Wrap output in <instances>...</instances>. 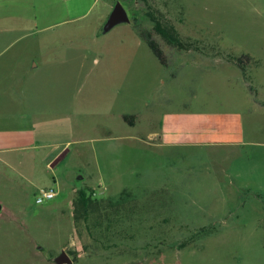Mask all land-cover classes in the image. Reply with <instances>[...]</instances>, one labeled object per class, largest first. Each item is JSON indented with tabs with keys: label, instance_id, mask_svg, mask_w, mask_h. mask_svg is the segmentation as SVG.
I'll return each instance as SVG.
<instances>
[{
	"label": "rangeland",
	"instance_id": "obj_1",
	"mask_svg": "<svg viewBox=\"0 0 264 264\" xmlns=\"http://www.w3.org/2000/svg\"><path fill=\"white\" fill-rule=\"evenodd\" d=\"M209 120L241 142L193 144ZM0 207V264H264V0H0Z\"/></svg>",
	"mask_w": 264,
	"mask_h": 264
},
{
	"label": "trees",
	"instance_id": "obj_2",
	"mask_svg": "<svg viewBox=\"0 0 264 264\" xmlns=\"http://www.w3.org/2000/svg\"><path fill=\"white\" fill-rule=\"evenodd\" d=\"M153 27L148 30L142 26H137L136 30L139 36L146 42L148 47L151 49L152 53L156 56L159 62L163 65L167 64L166 61V54L164 53L159 39L164 40L167 44L172 46H179L184 47L188 44L184 43L179 34L177 33L174 26L169 23L168 21H161L157 19L156 16L152 15ZM159 37V38H158ZM231 61L234 64L239 66L244 70V64L248 63L250 57L247 55H241L239 57L231 56ZM134 116L133 114L128 115L124 114V119L128 120L129 117ZM79 201L83 207V218L87 219V215L89 210L95 211L99 209V205L101 204V198L97 196H92L91 191L90 193H86L84 191L78 192ZM89 209V210H88ZM72 259H74L77 255L82 254L83 250L80 247H77L76 250L68 251L67 252Z\"/></svg>",
	"mask_w": 264,
	"mask_h": 264
},
{
	"label": "crops",
	"instance_id": "obj_3",
	"mask_svg": "<svg viewBox=\"0 0 264 264\" xmlns=\"http://www.w3.org/2000/svg\"><path fill=\"white\" fill-rule=\"evenodd\" d=\"M41 6L43 7L44 4L42 3ZM41 7V8H42ZM44 10L46 8H43ZM42 9V12L44 11ZM51 9L47 13H51ZM57 14V13H56ZM50 15V14H49ZM240 119L238 120L239 124ZM185 132L188 133L189 136L193 137L191 141H194L193 144L196 143V141H200L202 137H205L206 141L208 143H211L213 141H234V142H241V126H236L235 121H229L228 123H222V121H216V120H209L208 122L204 121V125L201 129L195 130V128H191L190 130L186 128ZM176 133L175 130H171L170 127L165 128L163 130V136H167L168 138L172 137V135ZM178 140L180 142H185V139L183 137H178Z\"/></svg>",
	"mask_w": 264,
	"mask_h": 264
},
{
	"label": "water",
	"instance_id": "obj_4",
	"mask_svg": "<svg viewBox=\"0 0 264 264\" xmlns=\"http://www.w3.org/2000/svg\"><path fill=\"white\" fill-rule=\"evenodd\" d=\"M120 21H129V16L122 3L117 1L108 20L105 23V28L108 29ZM71 260L72 258L70 255L65 250H62L57 256L54 257L53 262L54 264H65L70 263Z\"/></svg>",
	"mask_w": 264,
	"mask_h": 264
},
{
	"label": "built area",
	"instance_id": "obj_5",
	"mask_svg": "<svg viewBox=\"0 0 264 264\" xmlns=\"http://www.w3.org/2000/svg\"><path fill=\"white\" fill-rule=\"evenodd\" d=\"M107 187L105 185H98L95 190L91 191L92 196L102 195ZM58 190L54 184L48 187L40 188L35 194V203L41 204L45 201L51 200L57 196Z\"/></svg>",
	"mask_w": 264,
	"mask_h": 264
}]
</instances>
